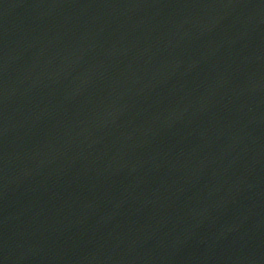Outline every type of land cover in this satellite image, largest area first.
Returning a JSON list of instances; mask_svg holds the SVG:
<instances>
[{
	"label": "water",
	"instance_id": "water-1",
	"mask_svg": "<svg viewBox=\"0 0 264 264\" xmlns=\"http://www.w3.org/2000/svg\"><path fill=\"white\" fill-rule=\"evenodd\" d=\"M0 264H264V0H0Z\"/></svg>",
	"mask_w": 264,
	"mask_h": 264
}]
</instances>
